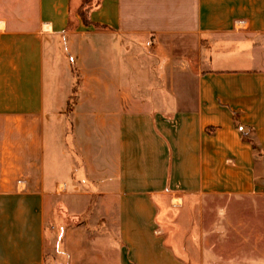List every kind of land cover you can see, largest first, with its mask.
<instances>
[{"label":"crops","instance_id":"obj_1","mask_svg":"<svg viewBox=\"0 0 264 264\" xmlns=\"http://www.w3.org/2000/svg\"><path fill=\"white\" fill-rule=\"evenodd\" d=\"M204 197H264V0H0V264H195Z\"/></svg>","mask_w":264,"mask_h":264},{"label":"rangeland","instance_id":"obj_2","mask_svg":"<svg viewBox=\"0 0 264 264\" xmlns=\"http://www.w3.org/2000/svg\"><path fill=\"white\" fill-rule=\"evenodd\" d=\"M73 70L79 81L76 68ZM195 206L187 216L186 224L188 228L194 225L196 230L200 228L203 231H195L191 234L193 237L188 236L185 249L195 264L203 256L219 257L215 264H230L231 255L246 257L263 254L264 197H204L197 200ZM161 222L164 223L163 217ZM236 241L238 246L231 247L230 243L235 244ZM178 251L185 256L183 250Z\"/></svg>","mask_w":264,"mask_h":264},{"label":"trees","instance_id":"obj_3","mask_svg":"<svg viewBox=\"0 0 264 264\" xmlns=\"http://www.w3.org/2000/svg\"><path fill=\"white\" fill-rule=\"evenodd\" d=\"M88 4L90 5L91 3H85V7L89 6ZM90 10H91V9L88 8L86 12H83V13H82V16L85 18V17H86V14H87L88 12H90ZM85 22H87L86 19H85ZM77 92H78V81H77V83H76V86H75V89H74V92H73V98H72V100H71V104H70L71 108H72V106H73L74 103H75V100H76V97H77ZM255 149H256V147H255Z\"/></svg>","mask_w":264,"mask_h":264}]
</instances>
